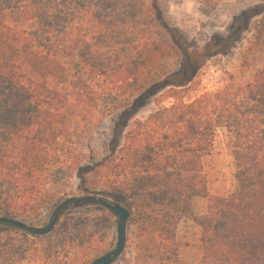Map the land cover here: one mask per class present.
I'll return each mask as SVG.
<instances>
[{"label":"trees","instance_id":"obj_1","mask_svg":"<svg viewBox=\"0 0 264 264\" xmlns=\"http://www.w3.org/2000/svg\"><path fill=\"white\" fill-rule=\"evenodd\" d=\"M94 1L0 0V217L38 218L52 198L49 179L66 166L80 178L91 175L93 189L130 210L124 264H186L178 240L183 220L199 230L200 264H264V66L249 80L231 76L221 89L188 102L183 96L205 61L230 51L250 19L264 15V2L198 54L165 22V0L132 4L128 11L139 10L140 23L136 15L128 22L100 18L98 9L107 5ZM126 1L108 0V8L120 15ZM75 14L82 22L98 20L96 51L87 29L74 38ZM255 31L253 47L264 51V16ZM174 51L183 55L177 75L185 80L163 88L171 87L175 102L129 125L142 97L161 85L153 78L166 74L164 59ZM116 103L125 110L111 142L121 144L100 161L85 162L83 145L114 115ZM219 134L233 157L234 185L212 195L208 161ZM199 198L208 202L201 214L193 209ZM58 229L96 234L82 221L52 233ZM51 234L0 224V264H33Z\"/></svg>","mask_w":264,"mask_h":264},{"label":"rangeland","instance_id":"obj_2","mask_svg":"<svg viewBox=\"0 0 264 264\" xmlns=\"http://www.w3.org/2000/svg\"><path fill=\"white\" fill-rule=\"evenodd\" d=\"M107 1H94L96 4L101 2V6L104 3L107 5L105 8L100 7L101 9H98L96 14L100 18L107 17L109 21L128 22L133 18V15H136L139 23L142 20L139 10L136 9L137 11L133 13L128 9L142 7L143 0H127V11L126 9L123 10L120 15L114 9L108 8L110 5ZM263 2L264 0H222L216 4H211L205 0H165L162 7L165 22L170 29L177 33L178 38L188 51L201 54L215 40L226 38L233 28L234 22L240 19L245 11L259 7ZM132 4L136 7H133ZM121 6L125 8V5ZM263 16L260 14L250 19L247 30L239 36L230 51L215 55L205 61V65L198 72L194 81L188 85L189 89L183 94L184 101L194 100L204 92L221 89L231 76L249 80L256 71L263 68L264 51L253 47L256 35L255 27ZM74 17L75 22L71 28L74 38H82L85 33L84 29H87V38L92 45L93 52L96 51V48L101 44L97 38L98 20L94 18L95 21L90 23L82 22L76 14ZM147 21L149 23V20ZM149 25L151 26V22ZM145 30L149 31L150 36H155L157 32L152 27H145ZM106 39L107 36L101 41L106 42ZM98 53L107 57L110 55L105 50H100ZM182 57V53L174 51L172 55L164 59L166 74H158L153 78L154 83L161 85H155L156 87L142 97L135 109L132 110L133 115L128 120L129 125L134 120L146 119L158 106L169 107L175 102L173 98L169 97L168 92L171 87L163 88V85L165 82L180 84L185 80L182 75H177L180 73ZM124 110L125 108L116 103L114 115L107 118L102 125L95 129L93 138L83 145V152L86 156L85 162H98L107 152H110L111 148L114 149L121 144L122 139L116 144H113L111 139L115 122L118 119L117 116ZM208 172L210 174L209 188L212 195H222L232 190L235 173L234 161L221 134L216 138L212 157L208 161ZM93 184L94 179L91 175L80 178L76 170L66 166L58 167L48 181V189L52 194L51 200L45 205L41 215L35 219H28V223L39 227L45 226L55 207L69 197L98 195L112 203L122 202V199L114 195L102 194L100 188L93 189ZM84 191H88L90 194L84 195ZM207 203L206 199H195L193 201L194 211L197 214L203 213ZM76 221L88 223L90 231L96 230V234L89 238L87 234L84 236L85 232L76 233L72 229L64 232L59 229L54 233L52 231L50 241L42 243L40 246L41 254L38 258L35 257L34 260L36 261L33 264H91L96 258L115 248L118 222L116 215L91 205L71 206L63 212L55 228L66 224L73 225ZM198 237L199 230L192 220H183L180 223L178 240L182 246V259L186 264H200L201 253L196 245ZM51 242L53 244L50 245ZM30 258L32 259V257ZM113 264H124V262L120 257Z\"/></svg>","mask_w":264,"mask_h":264},{"label":"water","instance_id":"obj_3","mask_svg":"<svg viewBox=\"0 0 264 264\" xmlns=\"http://www.w3.org/2000/svg\"><path fill=\"white\" fill-rule=\"evenodd\" d=\"M79 205H95L100 206L117 216V244L114 249L96 258L91 264H113L115 263L126 249L127 243V226L131 217V212L128 208L120 203H112L102 196H75L69 197L60 202L53 210L48 223L43 226H35L28 222L9 217H0V224L13 225L33 236H45L50 234L58 224L62 213L71 206Z\"/></svg>","mask_w":264,"mask_h":264}]
</instances>
